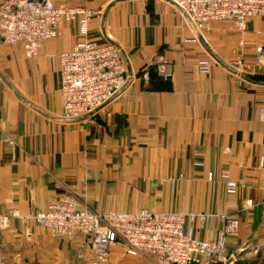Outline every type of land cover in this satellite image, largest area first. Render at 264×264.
<instances>
[{"label": "crops", "instance_id": "1", "mask_svg": "<svg viewBox=\"0 0 264 264\" xmlns=\"http://www.w3.org/2000/svg\"><path fill=\"white\" fill-rule=\"evenodd\" d=\"M148 1L54 0L99 11L86 39L119 44L131 71L155 55L166 62V75L137 79L93 123L63 111L56 54L78 40L75 21L59 25L31 58L22 45L0 39L5 264H90L87 237L53 239L33 218L63 194L94 211L194 213V236L207 241L216 238L224 215L241 223L235 235L259 218L264 244V58L252 70L242 66L264 54V15L250 18L244 32L228 20L196 31L171 0H152L151 7ZM211 58L205 70L199 66ZM223 171L244 179L235 194L225 193ZM79 251L85 258L76 257ZM136 261L121 244L109 249L110 264Z\"/></svg>", "mask_w": 264, "mask_h": 264}, {"label": "built area", "instance_id": "2", "mask_svg": "<svg viewBox=\"0 0 264 264\" xmlns=\"http://www.w3.org/2000/svg\"><path fill=\"white\" fill-rule=\"evenodd\" d=\"M171 2L196 31L210 21L228 20L237 31L244 32L250 18L264 15V0ZM98 13L87 6H66L55 4L54 0L0 1V39L8 45H22L28 58L37 55L42 42L56 37L63 22L77 23L78 40L56 56L64 116L82 123H93L99 113L108 115V107L126 95L137 79L149 82L153 72L166 75V62L161 55L153 56L135 72L122 60L119 44L86 39L88 24ZM262 58L264 54L242 63L244 71L259 66ZM213 63L215 59L211 58L200 61L199 66L205 70ZM259 111L264 119V106ZM202 164L195 162L196 166ZM219 177L227 194H235L244 183L242 178H231L227 171ZM208 178H212L211 173ZM245 205H251V200H246ZM33 218L53 239L72 241L77 235L87 237L90 264L106 263L109 249L115 244H121L127 255L152 264H233L234 260V255L226 250V242L237 231L238 222L229 215L222 217L223 225L211 241L195 238L194 213L149 208L132 212L94 211L79 205L72 194L58 196ZM8 223V218L0 214V233ZM76 257L85 258V254L79 251ZM0 264H5L1 257Z\"/></svg>", "mask_w": 264, "mask_h": 264}, {"label": "rangeland", "instance_id": "3", "mask_svg": "<svg viewBox=\"0 0 264 264\" xmlns=\"http://www.w3.org/2000/svg\"><path fill=\"white\" fill-rule=\"evenodd\" d=\"M239 226L241 228V225L238 224V229ZM251 226V229H254L252 231H247L249 229V225L244 226L245 230L247 231L246 235L253 234V236L246 240V242H243V244H241V242L239 243L238 241V244L236 243L238 234L235 235V233H233L228 236V243H236L238 245L232 249L226 248L229 253L234 255L233 264H264V244H262V236H260V234H262V223L260 222V219H253ZM4 230L6 229H3V231ZM1 256L2 255L0 253V257ZM134 258L139 260L134 262L136 264H152L151 261L149 262L139 257ZM108 264H110V262ZM126 264L130 263L126 262Z\"/></svg>", "mask_w": 264, "mask_h": 264}, {"label": "trees", "instance_id": "4", "mask_svg": "<svg viewBox=\"0 0 264 264\" xmlns=\"http://www.w3.org/2000/svg\"><path fill=\"white\" fill-rule=\"evenodd\" d=\"M242 222V221H241ZM251 224H252V222H248V225H249V230H254V229H251ZM239 225H241V223L239 224ZM239 230H242V228H239L238 229V232H239ZM243 231V230H242ZM238 234V237L236 238V243L238 244V242L240 243L241 242V244H243V242H246V240H248L250 237H252L253 236V234H249V235H246V234H244V235H241V234H239V233H237ZM260 236H262V234H260ZM238 241V242H237ZM236 243H226V248H229V249H232V248H234V247H236V246H238Z\"/></svg>", "mask_w": 264, "mask_h": 264}, {"label": "water", "instance_id": "5", "mask_svg": "<svg viewBox=\"0 0 264 264\" xmlns=\"http://www.w3.org/2000/svg\"><path fill=\"white\" fill-rule=\"evenodd\" d=\"M147 3H148V6L151 7V5H152L153 2H152V0H149ZM169 79L170 78L168 76H166L165 80H166V83L167 84L169 83Z\"/></svg>", "mask_w": 264, "mask_h": 264}]
</instances>
